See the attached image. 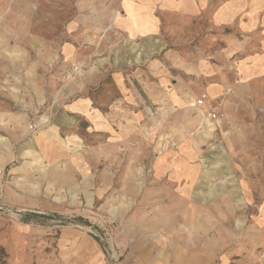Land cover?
<instances>
[{"label": "rangeland", "instance_id": "rangeland-1", "mask_svg": "<svg viewBox=\"0 0 264 264\" xmlns=\"http://www.w3.org/2000/svg\"><path fill=\"white\" fill-rule=\"evenodd\" d=\"M102 4L0 0V264H264V76L167 107L140 75L163 52ZM219 33L193 20L169 44Z\"/></svg>", "mask_w": 264, "mask_h": 264}, {"label": "crops", "instance_id": "crops-1", "mask_svg": "<svg viewBox=\"0 0 264 264\" xmlns=\"http://www.w3.org/2000/svg\"><path fill=\"white\" fill-rule=\"evenodd\" d=\"M98 13L103 18L101 25H112L124 41L154 43L145 57L152 52H163L161 60L143 65L140 75H143V85L150 87L152 81L155 89L161 91L157 95L167 107L184 106L187 98L205 97V103L222 97L230 84L242 92L246 90L248 79L264 76V0H221L218 3L211 0H104ZM193 20H206L213 30L220 31L213 38V47L170 45V41L178 39L173 31L178 32L183 25L190 26ZM250 37L257 38L255 47L259 54L247 55ZM235 60L237 65H233ZM150 76L155 79L150 80ZM115 80L122 88L117 77ZM169 85L174 91L171 95L165 92ZM87 106L80 104L74 111L87 113ZM126 106L128 111L135 110L133 105ZM197 109L203 122H215L207 106ZM224 184V181L218 183L219 186ZM214 186L211 184L206 193H212ZM194 195L205 196L198 190ZM186 247L191 246L187 243ZM166 263L158 260L153 264Z\"/></svg>", "mask_w": 264, "mask_h": 264}, {"label": "built area", "instance_id": "built-area-1", "mask_svg": "<svg viewBox=\"0 0 264 264\" xmlns=\"http://www.w3.org/2000/svg\"><path fill=\"white\" fill-rule=\"evenodd\" d=\"M204 101H205V97H202L200 99H197L194 102V104H195V106L202 105L204 103ZM210 110H211V116H212V118H215L216 117L215 109L210 107Z\"/></svg>", "mask_w": 264, "mask_h": 264}]
</instances>
